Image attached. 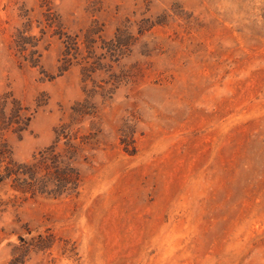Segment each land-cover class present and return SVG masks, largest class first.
I'll list each match as a JSON object with an SVG mask.
<instances>
[{"label": "rangeland", "instance_id": "obj_1", "mask_svg": "<svg viewBox=\"0 0 264 264\" xmlns=\"http://www.w3.org/2000/svg\"><path fill=\"white\" fill-rule=\"evenodd\" d=\"M44 1L70 34L97 24L109 40L129 21L137 41L95 99L77 195L0 188V264H264V0ZM40 4L0 0V95L43 104L26 132L3 133L18 163L84 97L49 33L38 67L15 56L20 10L39 35Z\"/></svg>", "mask_w": 264, "mask_h": 264}, {"label": "trees", "instance_id": "obj_2", "mask_svg": "<svg viewBox=\"0 0 264 264\" xmlns=\"http://www.w3.org/2000/svg\"><path fill=\"white\" fill-rule=\"evenodd\" d=\"M39 9L42 17L37 21L39 35L32 34L33 21L29 11L20 10L21 23L13 36L15 56L31 68L38 67L42 50L46 49L42 44L49 33L62 46L59 71L64 73L72 67L79 68L84 97L70 107L67 121L54 129L53 142L29 162L18 163L12 159L10 147L2 138L3 133L10 130L21 135L26 132L33 115L43 104L38 102L35 110L29 113V109L10 92L0 95V188H9L25 197L24 200L26 197L59 199L77 195L81 186L78 165L94 140L95 99L97 96L106 99L118 88L121 77L115 74L114 67L130 55V49L137 41L130 32L129 21L116 28L112 39L106 40L97 24L70 34L46 1L41 0ZM153 26L146 20L138 27L137 34L142 36ZM101 75L106 79L97 83L94 78ZM86 121L89 122L87 133L83 128ZM122 144L125 145L124 150L132 155L134 151L130 153L127 144L124 141Z\"/></svg>", "mask_w": 264, "mask_h": 264}]
</instances>
